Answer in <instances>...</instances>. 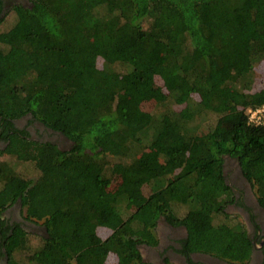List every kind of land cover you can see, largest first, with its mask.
Masks as SVG:
<instances>
[{"label":"trees","instance_id":"16d2710c","mask_svg":"<svg viewBox=\"0 0 264 264\" xmlns=\"http://www.w3.org/2000/svg\"><path fill=\"white\" fill-rule=\"evenodd\" d=\"M30 3L0 30L5 264H105L109 254L117 264H150L139 246L156 242L160 217L186 229L191 251L247 259L245 228L227 219L223 169L235 160L264 207V124L245 113L264 104V90L248 92L254 63L264 61V0ZM150 100L157 113L141 109ZM25 115L70 146L28 138L12 122ZM209 115H226L228 125L198 132ZM15 203L42 234L3 217Z\"/></svg>","mask_w":264,"mask_h":264},{"label":"flooded vegetation","instance_id":"af4514ba","mask_svg":"<svg viewBox=\"0 0 264 264\" xmlns=\"http://www.w3.org/2000/svg\"><path fill=\"white\" fill-rule=\"evenodd\" d=\"M30 0H0V22L6 15L14 11L17 6L29 7ZM16 129L26 133L27 137L35 141H54L60 146L65 144L66 138L58 132L46 128L40 122L25 115L12 121ZM6 145L0 135V150ZM223 175L232 193V199L225 205V211L238 217L245 228L251 246L248 258L239 262L216 257L202 251H191L185 246L186 229L182 225L167 222L160 217L154 228L156 242L139 246L143 260L150 264H264V207L258 201L251 184L242 176L235 160H225ZM9 223L32 225L24 219L16 220L8 211ZM0 263L5 264V258L0 257Z\"/></svg>","mask_w":264,"mask_h":264},{"label":"rangeland","instance_id":"374dc122","mask_svg":"<svg viewBox=\"0 0 264 264\" xmlns=\"http://www.w3.org/2000/svg\"><path fill=\"white\" fill-rule=\"evenodd\" d=\"M12 15L13 13H9L8 15L5 16V18L3 19L4 22H2L0 24V30H5L11 23L9 21L12 20ZM97 67H101V59H98L97 60ZM253 83L251 85V88L249 89V94H257L259 93L260 91H263L264 90V61H259V62H256L254 63L253 65ZM162 78H165V76H159V75H155L154 76V82L156 85L158 86H161L163 87V79ZM165 90V88H163ZM193 98L195 100L199 99V97L195 94L192 95ZM140 107L142 110L148 112V113H157L159 111V107L156 105L155 101L153 100H150V101H143L141 102L140 104ZM173 109L175 110H179L181 108V105H178V104H174L173 106ZM251 107V106H248L246 109H245V112L247 111V109ZM228 117L226 115H209L207 118H203V119H199L196 121V124H198V129L197 131L198 132H206L209 128L213 127L216 123L217 125V129L220 131V130H223L227 125H228ZM199 121V122H198ZM67 123L66 122H57V127H59V129H61L62 127L65 128L67 127ZM63 147H69L70 146V142L68 140L65 141V144L61 145ZM61 147V148H63ZM6 156L3 155L1 156V159H4ZM13 167L18 171V172H22L23 169V166L22 164H14ZM26 173L28 176H31L33 171H32V168L28 167L26 165ZM24 170V171H25ZM34 178V176L32 177ZM118 183V180L117 178H114L111 186L115 187V185ZM150 188L151 186L149 184H145L141 187V191L144 195H147L149 194L150 192ZM11 210V215L13 216V219H16V220H22L23 219V215H24V208H21L20 204H12L11 206H9L4 212H3V217L7 219V216H8V211ZM180 211H178L179 214L182 213V211H184L183 208L181 209H178ZM219 219L222 220V218L219 216ZM218 219V220H219ZM228 221H234V222H241L238 217H235V216H229L228 218ZM233 223V222H232ZM26 229L29 231V232H36V233H39V234H42L43 233V229L39 226H36V225H25ZM98 233L101 235V236H104V234L107 233V230H104V229H100L98 230ZM32 239L34 242H37L39 241L38 240V237H35V236H32ZM118 263V260L116 258L115 255H112V254H109L107 259H106V262L105 264H117ZM1 264V263H0Z\"/></svg>","mask_w":264,"mask_h":264},{"label":"built area","instance_id":"2783aa9c","mask_svg":"<svg viewBox=\"0 0 264 264\" xmlns=\"http://www.w3.org/2000/svg\"><path fill=\"white\" fill-rule=\"evenodd\" d=\"M245 113L247 115V120L250 124H264V104L255 107H249Z\"/></svg>","mask_w":264,"mask_h":264}]
</instances>
